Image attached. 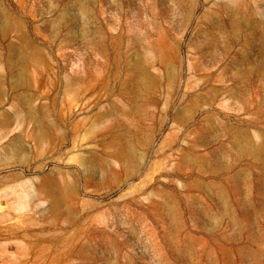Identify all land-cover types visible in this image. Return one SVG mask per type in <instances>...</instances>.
I'll use <instances>...</instances> for the list:
<instances>
[{
	"label": "rangeland",
	"instance_id": "obj_1",
	"mask_svg": "<svg viewBox=\"0 0 264 264\" xmlns=\"http://www.w3.org/2000/svg\"><path fill=\"white\" fill-rule=\"evenodd\" d=\"M0 264H264V0H0Z\"/></svg>",
	"mask_w": 264,
	"mask_h": 264
},
{
	"label": "bare ground",
	"instance_id": "obj_2",
	"mask_svg": "<svg viewBox=\"0 0 264 264\" xmlns=\"http://www.w3.org/2000/svg\"><path fill=\"white\" fill-rule=\"evenodd\" d=\"M16 224L15 223H8V224H5L4 226H6V227H13V226H15Z\"/></svg>",
	"mask_w": 264,
	"mask_h": 264
}]
</instances>
